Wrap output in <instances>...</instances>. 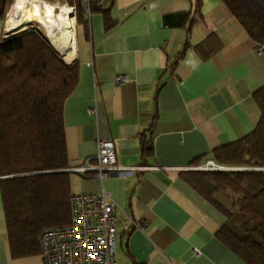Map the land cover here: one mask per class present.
<instances>
[{
	"label": "crops",
	"instance_id": "crops-1",
	"mask_svg": "<svg viewBox=\"0 0 264 264\" xmlns=\"http://www.w3.org/2000/svg\"><path fill=\"white\" fill-rule=\"evenodd\" d=\"M202 3L197 14L195 0H102L112 28L102 12L89 15L86 33L74 14L66 24L75 47L64 61L79 65L65 104L71 168L95 156L99 140L113 141L118 165L142 167L102 180L72 175L73 193L105 188L116 202L117 264H246L217 237L226 217L181 173L255 129L264 52L221 0ZM12 33L0 19V42ZM150 126L153 150L143 159L141 135ZM2 179L0 264H44L41 254L11 255Z\"/></svg>",
	"mask_w": 264,
	"mask_h": 264
},
{
	"label": "trees",
	"instance_id": "trees-1",
	"mask_svg": "<svg viewBox=\"0 0 264 264\" xmlns=\"http://www.w3.org/2000/svg\"><path fill=\"white\" fill-rule=\"evenodd\" d=\"M221 1L251 39L264 44V0ZM13 3L0 0V19L5 20ZM62 3L75 10L76 25L86 33L89 16L84 0ZM202 4L195 0V13H201ZM89 12L104 13L106 28L113 27L102 0H90ZM78 83L79 65H67L38 31L27 30L0 42V176L13 258L40 255L42 233L71 224L73 172L67 171L71 166L65 104ZM253 97L260 110L255 129L212 152L217 165L237 170H191L181 175L226 217L218 239L246 264H264V88ZM147 132L152 126L141 135L143 159L153 150Z\"/></svg>",
	"mask_w": 264,
	"mask_h": 264
},
{
	"label": "built area",
	"instance_id": "built-area-1",
	"mask_svg": "<svg viewBox=\"0 0 264 264\" xmlns=\"http://www.w3.org/2000/svg\"><path fill=\"white\" fill-rule=\"evenodd\" d=\"M89 16L90 0H84ZM259 53L264 52V44L257 45ZM126 81L125 76L117 78L118 83ZM92 112L93 110H89ZM95 156L87 159L81 167L67 171L83 177L95 176L103 179L116 174L127 177L142 167H122L112 140H99ZM200 170L220 171L213 160L199 166ZM71 224L64 228L50 229L40 237L41 256L44 264H117L116 261V216L118 209L109 191L102 188L96 192L72 193L70 198ZM135 228L140 224L129 219Z\"/></svg>",
	"mask_w": 264,
	"mask_h": 264
},
{
	"label": "bare ground",
	"instance_id": "bare-ground-1",
	"mask_svg": "<svg viewBox=\"0 0 264 264\" xmlns=\"http://www.w3.org/2000/svg\"><path fill=\"white\" fill-rule=\"evenodd\" d=\"M14 6H16V3ZM13 10L6 19L8 30L13 33L7 34V37L23 32L25 31L24 28H28L32 24L39 22L44 38L63 59L67 58L73 51L75 37L72 29L66 26L63 21L66 6L51 4L45 0H32L24 12ZM72 14H69V18Z\"/></svg>",
	"mask_w": 264,
	"mask_h": 264
},
{
	"label": "rangeland",
	"instance_id": "rangeland-1",
	"mask_svg": "<svg viewBox=\"0 0 264 264\" xmlns=\"http://www.w3.org/2000/svg\"><path fill=\"white\" fill-rule=\"evenodd\" d=\"M31 1L32 0H23V2L21 3L19 0H14V3L11 5V6H8V9H7V12H6V18L5 19H7V16L8 15H10L11 14V12H12V10L13 9H15V10H13V11H20V12H24L27 8H28V5H29V3H31ZM45 1H47V2H49V3H51V4H59V5H64V6H66V13H65V17H64V24H68V23H70V18H69V14H72L73 12H71V10L70 9H68V7H67V5L66 4H63L62 3V0H54V1H49V0H45ZM15 3H16V6H14L15 5ZM72 10H74V8L72 9ZM74 12H75V10H74ZM73 14H75V13H73ZM74 22H75V27L77 26L76 24V17H74ZM33 26V28H31ZM77 28V27H76ZM27 29L28 30H35V31H38L41 35L43 34L42 33V29H41V27L40 26H38L36 23H34V24H32L30 27H28V28H24V30H26L27 31ZM61 57V56H60ZM62 59H63V57H61ZM64 60V59H63ZM65 62V61H64ZM66 63V62H65ZM68 65V64H67ZM74 65V64H73ZM199 166H201V165H199ZM199 166H197V168H199ZM220 167H221V165H219ZM222 167H224V166H222ZM196 168V169H197ZM224 168H227V169H219L220 171H226V170H236V169H233V168H229V167H224ZM197 170H199V171H209V170H200V169H197ZM238 170H240V169H238ZM214 172V171H213Z\"/></svg>",
	"mask_w": 264,
	"mask_h": 264
},
{
	"label": "water",
	"instance_id": "water-1",
	"mask_svg": "<svg viewBox=\"0 0 264 264\" xmlns=\"http://www.w3.org/2000/svg\"><path fill=\"white\" fill-rule=\"evenodd\" d=\"M50 2L51 1H54V0H49ZM75 17V16H74ZM37 25H39L40 27H41V24L39 23V22H37L36 23ZM31 28H33V26L31 27ZM28 30V29H27ZM26 31V30H25ZM39 31V30H38ZM24 32V31H23ZM40 32V31H39ZM20 33H22V32H20ZM17 34H19V33H17ZM17 34H14V35H17ZM12 36V35H11ZM42 36H43V34H42ZM44 37V36H43ZM51 45V44H50ZM57 52V51H56ZM58 53V52H57ZM59 54V53H58ZM60 55V54H59ZM61 56V55H60ZM62 57V56H61Z\"/></svg>",
	"mask_w": 264,
	"mask_h": 264
}]
</instances>
